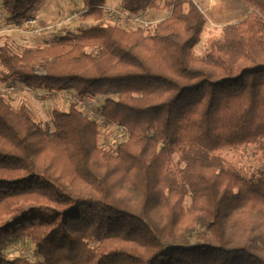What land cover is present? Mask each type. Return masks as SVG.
Returning <instances> with one entry per match:
<instances>
[{"label":"trees","instance_id":"obj_1","mask_svg":"<svg viewBox=\"0 0 264 264\" xmlns=\"http://www.w3.org/2000/svg\"><path fill=\"white\" fill-rule=\"evenodd\" d=\"M41 1L0 0L3 25ZM82 1L97 23L0 45L1 84L75 96L53 95L69 107L51 109V129L0 90V264H264V164L248 178L215 154L264 139V0H243L248 14L203 55L195 0H165L152 32L105 23L108 0ZM152 6L120 0L130 17ZM101 93L117 96L94 121L76 101ZM116 124L128 138L101 144ZM16 241L34 259L4 256Z\"/></svg>","mask_w":264,"mask_h":264},{"label":"rangeland","instance_id":"obj_2","mask_svg":"<svg viewBox=\"0 0 264 264\" xmlns=\"http://www.w3.org/2000/svg\"><path fill=\"white\" fill-rule=\"evenodd\" d=\"M201 10L207 17V22L201 34V40L195 46V53L203 55L208 48L210 42L222 37L223 27L226 24L242 20L249 12V7L243 0H195ZM82 0H42L36 5L34 13L42 12L43 16H48V19L43 25L54 24L67 14L77 13V16L71 22L64 25L65 29L77 31L80 28H86L92 24L97 23L95 15L86 14L82 9ZM107 6L123 10L120 7V0H108ZM45 7L48 9L45 10ZM39 12V13H40ZM50 12V13H49ZM49 13V14H48ZM106 13V10H105ZM102 19L109 24H118L128 29H136L143 25L139 21L134 20L130 16H114L105 14ZM170 14V9L165 6V0H155V6L150 7L145 13L141 14L142 19L148 22V32H152L156 23L164 20ZM14 26L5 24L2 26L3 32L0 35V45L4 42L10 44L14 51H20L25 46L22 44L19 35L12 29ZM58 27V26H57ZM58 29L49 32H42L40 36L36 37L32 45H43L50 37L58 33ZM31 45V46H32ZM10 102L15 107L22 103H26L31 109L34 118L43 126L53 129L51 123V109L58 106L63 110H67L69 104L64 99H50L45 102L37 101L33 95L24 93H16L9 97ZM100 135V143L104 145H115L121 140V135L114 132L113 126L110 128L102 127ZM105 131L108 132L106 136ZM116 131V130H115ZM221 156L227 163L236 167L246 177L256 175L258 169L264 164V139L240 146L238 148H230L221 150L215 153ZM175 166L183 165L179 162V154L174 156ZM190 199L187 198L186 204H189ZM5 256L10 258L18 255H27L34 259V246L28 241H16L8 244L5 248Z\"/></svg>","mask_w":264,"mask_h":264},{"label":"built area","instance_id":"obj_3","mask_svg":"<svg viewBox=\"0 0 264 264\" xmlns=\"http://www.w3.org/2000/svg\"><path fill=\"white\" fill-rule=\"evenodd\" d=\"M83 9V7H82ZM106 13L114 16H128L124 10L115 9L112 7H105ZM77 16V13L67 14L65 17L61 18L58 22L54 24H46L42 25L39 20V16L33 15L22 22L20 25L13 27L12 29L19 35L21 42L24 44H31L33 40L40 36L43 32H51L54 29H58L61 34H66L67 30L64 25L68 22H71L74 17ZM134 20L142 23L144 27L148 26V22L142 19V16L137 15L132 17ZM5 21V12L3 9V5L0 2V35L3 32V23ZM58 26V27H57ZM0 90L6 94L14 95L16 93H28L33 95L37 101L45 102L50 100L54 94H58L60 97L67 99H75L74 93L69 90H60L53 88L51 90H33L29 86L25 84H1ZM117 96L114 93H106V94H97V95H87L82 98H77V106L81 113L94 121L101 120V107L105 101L106 97H115ZM114 132L116 134L121 135V141H124L128 138L129 133L128 129L123 124H116L113 126ZM116 130V131H115ZM5 256V255H4Z\"/></svg>","mask_w":264,"mask_h":264},{"label":"crops","instance_id":"obj_4","mask_svg":"<svg viewBox=\"0 0 264 264\" xmlns=\"http://www.w3.org/2000/svg\"><path fill=\"white\" fill-rule=\"evenodd\" d=\"M46 9H48V7H45V9H44V12H45V10ZM40 12V11H39ZM37 12V13H34L35 15H37V16H39V20H40V23L43 25L45 22H46V20L48 19V16L49 15H47V16H43V13L42 12ZM50 13V12H49ZM48 13V14H49Z\"/></svg>","mask_w":264,"mask_h":264}]
</instances>
